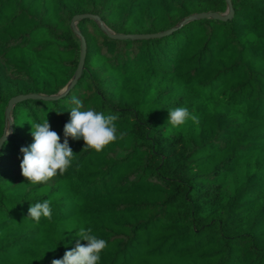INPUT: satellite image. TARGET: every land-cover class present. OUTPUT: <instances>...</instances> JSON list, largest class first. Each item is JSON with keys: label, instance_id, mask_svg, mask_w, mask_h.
I'll use <instances>...</instances> for the list:
<instances>
[{"label": "trees", "instance_id": "16d2710c", "mask_svg": "<svg viewBox=\"0 0 264 264\" xmlns=\"http://www.w3.org/2000/svg\"><path fill=\"white\" fill-rule=\"evenodd\" d=\"M229 1L226 20L184 22L227 1L0 0V264H51L81 225L108 241L98 264H264V0ZM29 93L60 95L6 118ZM72 96L117 115L123 139L97 153L69 137L71 167L32 184L31 124L47 119L63 143ZM176 107L199 123L173 128ZM45 199L51 219L28 218Z\"/></svg>", "mask_w": 264, "mask_h": 264}, {"label": "clouds", "instance_id": "9594fccd", "mask_svg": "<svg viewBox=\"0 0 264 264\" xmlns=\"http://www.w3.org/2000/svg\"><path fill=\"white\" fill-rule=\"evenodd\" d=\"M70 120L64 125V140L51 130L50 123L45 119L41 123L31 124L33 143L21 147L23 159L20 164L21 174L32 184L46 183L57 174L63 175L71 167L75 153L69 146L68 138L82 139L84 149L101 152L107 145L118 138L123 139L124 133L117 135L118 116L105 114L89 107L85 108L81 99L71 97ZM199 123L198 117L189 112L186 107H176L168 110L167 123L173 128L184 125L188 120ZM5 143L7 141L5 140ZM44 217L51 219L50 201L31 204L28 218L39 223ZM79 240L76 246L64 253L60 259H53L51 264H98L100 254L106 249L108 241L93 234L92 228L81 225L76 232ZM86 241V244L80 243Z\"/></svg>", "mask_w": 264, "mask_h": 264}, {"label": "water", "instance_id": "95a60500", "mask_svg": "<svg viewBox=\"0 0 264 264\" xmlns=\"http://www.w3.org/2000/svg\"><path fill=\"white\" fill-rule=\"evenodd\" d=\"M227 1V10L224 12V13H219V12H201V13H197V14H194V15H191L187 18L184 19V22L186 21H189V20H193V19H196V18H213V19H220V20H226L228 18H230L233 14V10H232V7H231V3L229 0H226ZM92 17H95L91 14H77L75 16H73L72 18V21H71V24L72 25H75V23L81 19V18H92ZM102 28H104L103 25H101ZM172 29H168L166 31H163V32H159V33H141V34H112L113 37L115 38H119V39H123V38H131V39H143V38H150V37H159V36H163L165 34H168L171 32ZM84 55H85V42L83 40V38H81V50H80V56H79V60H78V64H77V67H76V71H75V75H74V78L71 82V86L75 83L76 79L80 76V74L82 73V70H83V60H84ZM60 94H55V95H47V96H43L41 94H36V93H29V94H18V95H15L13 97H11L8 102H7V105H6V108H5V117L8 118L10 117V113H11V110L13 108V106L22 101V100H25V99H35V98H45V99H55L59 96ZM8 135L7 134H3L1 137H0V148H1V145H2V142L4 141V139L7 137Z\"/></svg>", "mask_w": 264, "mask_h": 264}]
</instances>
